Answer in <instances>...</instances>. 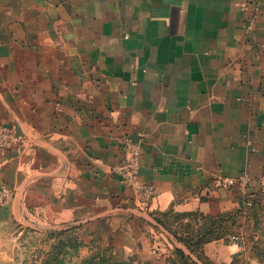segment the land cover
<instances>
[{
	"label": "crops",
	"instance_id": "crops-1",
	"mask_svg": "<svg viewBox=\"0 0 264 264\" xmlns=\"http://www.w3.org/2000/svg\"><path fill=\"white\" fill-rule=\"evenodd\" d=\"M0 127L27 140L0 146V242L23 225L186 250L246 208L216 178H264V0H0ZM230 237L206 259L240 257Z\"/></svg>",
	"mask_w": 264,
	"mask_h": 264
},
{
	"label": "rangeland",
	"instance_id": "rangeland-1",
	"mask_svg": "<svg viewBox=\"0 0 264 264\" xmlns=\"http://www.w3.org/2000/svg\"><path fill=\"white\" fill-rule=\"evenodd\" d=\"M233 235L242 240L243 251L237 264H264V207L245 217L230 234ZM197 251L199 254L174 248L154 261H142L136 256L122 259L125 264H218L206 259L204 248ZM115 256L109 242L99 236L88 237L77 229L37 230L18 225L0 242V264H81L90 257L105 262Z\"/></svg>",
	"mask_w": 264,
	"mask_h": 264
},
{
	"label": "built area",
	"instance_id": "built-area-1",
	"mask_svg": "<svg viewBox=\"0 0 264 264\" xmlns=\"http://www.w3.org/2000/svg\"><path fill=\"white\" fill-rule=\"evenodd\" d=\"M35 138V136H34ZM32 141V140H31ZM26 143L25 138L18 137L14 131L6 127H0V146L4 148H9L14 143ZM137 154L138 150L133 148L130 151L126 160L115 166V171H117L121 177L123 184L126 186H136L137 184ZM258 182L261 189L264 190V178H258L257 180L250 176L247 172H243L235 178L232 177H218L216 178V185L227 190L235 189L241 196L245 204L249 203L254 197L252 188L254 183ZM233 244H237L242 247V240L240 236L233 235L230 237Z\"/></svg>",
	"mask_w": 264,
	"mask_h": 264
},
{
	"label": "trees",
	"instance_id": "trees-1",
	"mask_svg": "<svg viewBox=\"0 0 264 264\" xmlns=\"http://www.w3.org/2000/svg\"><path fill=\"white\" fill-rule=\"evenodd\" d=\"M262 207L264 206L258 202V196L255 195L250 200V202L246 204L245 210L231 212L225 216L209 220L208 227H206L205 230L194 234L192 237L188 235L186 238L182 239V242L184 246L187 247V249L197 253V250L203 248L204 244L208 242L222 238L227 239V237L233 233L234 229L239 227L240 223L245 217L249 218V216L252 214V211ZM197 254H199V252ZM181 257L183 258L184 255L181 254ZM238 258L239 257H236L232 264H237ZM81 264H125V262L116 254L114 258L105 262H102L95 257H90L85 259Z\"/></svg>",
	"mask_w": 264,
	"mask_h": 264
}]
</instances>
